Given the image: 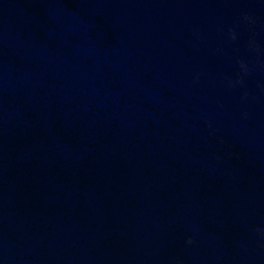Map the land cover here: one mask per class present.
<instances>
[{"label": "water", "instance_id": "water-1", "mask_svg": "<svg viewBox=\"0 0 264 264\" xmlns=\"http://www.w3.org/2000/svg\"><path fill=\"white\" fill-rule=\"evenodd\" d=\"M0 264H264V0H0Z\"/></svg>", "mask_w": 264, "mask_h": 264}, {"label": "clouds", "instance_id": "clouds-1", "mask_svg": "<svg viewBox=\"0 0 264 264\" xmlns=\"http://www.w3.org/2000/svg\"><path fill=\"white\" fill-rule=\"evenodd\" d=\"M191 242H192L191 240L188 241V243H191Z\"/></svg>", "mask_w": 264, "mask_h": 264}]
</instances>
